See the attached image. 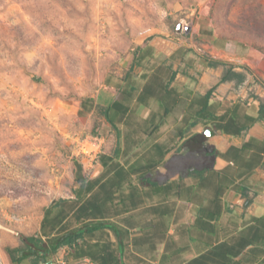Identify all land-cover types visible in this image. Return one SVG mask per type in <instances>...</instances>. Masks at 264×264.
I'll return each mask as SVG.
<instances>
[{
  "label": "crops",
  "instance_id": "1",
  "mask_svg": "<svg viewBox=\"0 0 264 264\" xmlns=\"http://www.w3.org/2000/svg\"><path fill=\"white\" fill-rule=\"evenodd\" d=\"M217 41L197 57L171 48V40L148 41L142 63L106 74L84 107L78 102L89 118L113 102L128 105L113 123L97 115L105 145L93 174L82 166L73 195L45 209L37 232L47 242L79 230L83 236L59 248L55 260H12L7 253L8 264H96L107 251L109 264L264 262V54L233 53ZM230 67L243 82H221ZM214 86L216 119L198 116L190 127ZM232 119L249 127H215L229 128ZM196 134L205 145L200 137L187 142Z\"/></svg>",
  "mask_w": 264,
  "mask_h": 264
},
{
  "label": "rangeland",
  "instance_id": "2",
  "mask_svg": "<svg viewBox=\"0 0 264 264\" xmlns=\"http://www.w3.org/2000/svg\"><path fill=\"white\" fill-rule=\"evenodd\" d=\"M180 22L189 34L176 31ZM164 39L195 57L209 40L264 54V0H0L2 264L53 201L73 195L76 164L90 177L103 153L105 140L99 152L87 140L99 117L80 114L78 102L128 67L138 46Z\"/></svg>",
  "mask_w": 264,
  "mask_h": 264
},
{
  "label": "trees",
  "instance_id": "3",
  "mask_svg": "<svg viewBox=\"0 0 264 264\" xmlns=\"http://www.w3.org/2000/svg\"><path fill=\"white\" fill-rule=\"evenodd\" d=\"M143 47L142 46H138L135 49V55H134V59L132 64H140L142 63V60L145 58L146 54L145 52L143 53ZM214 65V64H212ZM172 76H175V72L172 73ZM235 79L237 82H243L245 79V76L243 73L241 72H236L235 70H233L232 67L228 68L225 70L222 78H221V82L227 81V80H233ZM156 84V83H155ZM157 86L162 87L161 83H157ZM216 86L210 88L203 96L201 99V108L200 110H198L196 113V118L194 122H191V126L193 127L194 125L197 124V117L201 116V119L203 121H205L206 123H208L210 120H215L216 119V108L217 106H215L214 104H210V98L215 90ZM84 99H82V105L84 107ZM128 109V105H121L120 103H116L113 102L111 105H109L106 108H99L98 111H96V113H94V115H99L100 113H102L103 115H105V117L107 118V120H109L110 122L113 123V115L115 113L118 114H123L127 111ZM263 110H261L262 113ZM93 115V116H94ZM193 117V116H192ZM192 121V120H191ZM230 126L229 128H226L224 126H222L220 123L215 124V127L217 129H222L225 128L227 130H239V132H241L243 129H247L249 127V124H244L241 121L232 119V121L229 122ZM93 128H98V125L95 124L92 126ZM202 138L201 143L202 145H205V139L206 137L202 134H196L194 136H192L191 138L187 139L188 141L191 140H198V138ZM185 139V135L180 137V140ZM77 166V173L79 174L77 176V180L78 182L81 181V176H82V165L79 163L76 164ZM63 200L62 198L59 199V201ZM58 202V200H57ZM249 204V200H246L245 205ZM83 236V232H81L80 230L77 231V233H70V234H65L64 236L57 238L54 240V242H47L42 240V238L35 234V235H31V236H25L23 238H21V245L17 246V247H13V248H6V252L9 254V256L11 257L12 260H23L26 259L32 255H37L38 257H40V259H44V260H48L50 257H52L54 255V253H56L58 251L59 248H61L62 246L65 245H73V244H78L77 240L82 238ZM104 258H102V262H98L99 260H95L96 258L93 257V259L95 260L96 264H109L108 262L110 260H113V251H107L105 253V255H103ZM112 264V263H110ZM264 264V262L262 263Z\"/></svg>",
  "mask_w": 264,
  "mask_h": 264
},
{
  "label": "built area",
  "instance_id": "4",
  "mask_svg": "<svg viewBox=\"0 0 264 264\" xmlns=\"http://www.w3.org/2000/svg\"><path fill=\"white\" fill-rule=\"evenodd\" d=\"M87 140L90 142L89 144L91 145V147H94L96 149V152H99L100 147L102 145L100 138L97 136H91L90 138H87ZM79 146H81L80 152L84 155L90 154V151H92V150L89 151L86 145H82L80 142H79ZM61 264H65V262L61 261Z\"/></svg>",
  "mask_w": 264,
  "mask_h": 264
},
{
  "label": "water",
  "instance_id": "5",
  "mask_svg": "<svg viewBox=\"0 0 264 264\" xmlns=\"http://www.w3.org/2000/svg\"><path fill=\"white\" fill-rule=\"evenodd\" d=\"M191 29H192V26H191V25H186V24L181 23V22H180V23L177 25V27H176V31H177L178 33H181L182 30H183L185 34H189V33L191 32ZM205 133H206V135H208V136L214 134V132H213L212 130H210V129H207V130L205 131ZM0 264H2L1 260H0Z\"/></svg>",
  "mask_w": 264,
  "mask_h": 264
}]
</instances>
